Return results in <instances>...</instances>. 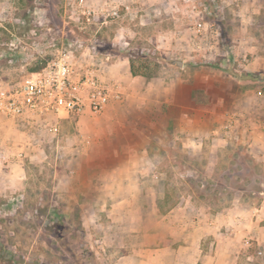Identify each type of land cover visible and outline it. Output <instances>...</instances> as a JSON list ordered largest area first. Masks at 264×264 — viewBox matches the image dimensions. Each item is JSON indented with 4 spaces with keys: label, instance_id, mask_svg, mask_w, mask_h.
I'll list each match as a JSON object with an SVG mask.
<instances>
[{
    "label": "rangeland",
    "instance_id": "obj_1",
    "mask_svg": "<svg viewBox=\"0 0 264 264\" xmlns=\"http://www.w3.org/2000/svg\"><path fill=\"white\" fill-rule=\"evenodd\" d=\"M75 1L0 0V81L20 80L46 64L52 57L46 47L40 50L46 38L55 39L58 45L79 40L94 50L102 66L119 58H128L137 67L144 65L151 75L148 79L173 84L175 99L187 91V83L190 103L178 99L175 105L163 104L154 121L165 123L166 117L173 130L181 125L177 114L182 106L193 111L210 105L221 116L217 137L224 145L216 152L206 150L192 156L182 152L175 139L163 138L159 143L154 138V165L142 169V175L153 181L145 188L152 186L157 193L142 201V215L99 210L96 216L82 220L83 201L71 198L66 180L75 171L83 174L79 178L85 181L79 189L92 202L102 193L100 181L121 174V169L101 167L98 152L85 161L76 150L85 143L101 144L99 135L108 127L106 110L63 121L56 136L44 132L34 138L0 117V152L24 148L16 167L0 164V259L2 264L35 259L43 264H115L120 250L125 253L121 264H144L138 250L146 252L157 243L163 250L160 264H164V247L173 240L164 217L189 200V195L197 205L222 208L235 192L245 196L264 193L262 153H252L247 140V132L254 131L253 144L264 147V0H84L97 13L90 23L73 15ZM122 3L130 7L128 12ZM112 7H118L119 17L101 12ZM197 23L205 24L199 32ZM172 61H181L184 70H176ZM227 119H233L228 133L223 128ZM112 127L115 131L121 128L117 122ZM238 161L246 163L245 167L234 163ZM217 176L225 178L217 180ZM139 223L143 225L140 233L119 230L128 225L133 229ZM155 226L157 238L153 237ZM120 235L122 247L117 240L113 242ZM256 251L252 247L251 252Z\"/></svg>",
    "mask_w": 264,
    "mask_h": 264
},
{
    "label": "crops",
    "instance_id": "obj_2",
    "mask_svg": "<svg viewBox=\"0 0 264 264\" xmlns=\"http://www.w3.org/2000/svg\"><path fill=\"white\" fill-rule=\"evenodd\" d=\"M136 9L142 11L141 7ZM173 62L171 64H174ZM175 67L176 70L179 69L176 65ZM181 68L179 70H184L183 63ZM102 70L104 79L119 85L122 98L112 102L104 112L108 127L99 135L102 136L101 144L85 143L79 145L76 150L77 153H83L81 158L83 156L82 160L85 161L90 154L98 152L102 159L101 167L121 169V174L113 179L100 181L103 186L98 190L102 193L97 194L92 202L89 200L91 197L79 189L85 181L80 179L83 174L75 171V175L66 180V190L73 192L71 198L83 201L80 205L82 220L90 215L96 216L100 211L110 213L117 209L122 210V215L130 212L142 215V201L154 198L157 193L152 186L145 188L146 184H152L153 181L142 175V169H149L154 165V158L151 156L155 152L154 138L158 139L159 143H162L163 138H169V141L175 139L179 149L192 156H198L206 150L216 152L224 145V140L217 137L220 132L216 124L221 123V116L218 117L210 105L195 107L193 111H190V107L184 109L182 106L181 113L177 114L181 125L173 130L169 129L166 117L165 123L154 121L155 115L161 113L163 104L175 105L178 99L190 103L187 83V91L184 93L182 90L181 97L175 99L171 94V82L160 78L132 76L128 58L105 63ZM208 103H211V100ZM115 109L116 112L113 111ZM85 116L87 115L79 119ZM163 118L161 120H164ZM116 122L121 126L117 131L112 127ZM254 134V131L247 132V140H250L248 146L252 148V153L261 152V157L254 156L264 160V147H255L253 138L251 139ZM262 135L264 136V132ZM16 152L1 151L0 157L6 156L9 160L6 164L0 159V164L6 168L16 167L20 161L13 158ZM113 152L117 153V158ZM77 191L81 193L76 194ZM263 194L258 192L245 196L242 191L235 192L222 208L207 204L197 205L194 203L195 198L189 195V200L171 208L164 217L172 229L173 238L170 245L166 244L164 247V264H264V258L255 257V253L251 252L252 247H255L264 253ZM128 226L119 230L124 233L128 230L140 233L143 228L141 223L135 224L133 229ZM153 230V237L157 238V226ZM116 240L118 246L122 247V235L113 237V242ZM158 247V244L154 243L145 250L146 252L141 253L139 249L137 256L145 258L140 263L160 264L163 250ZM116 253L115 264H121L125 253L120 250Z\"/></svg>",
    "mask_w": 264,
    "mask_h": 264
},
{
    "label": "built area",
    "instance_id": "obj_3",
    "mask_svg": "<svg viewBox=\"0 0 264 264\" xmlns=\"http://www.w3.org/2000/svg\"><path fill=\"white\" fill-rule=\"evenodd\" d=\"M122 6L124 12L129 11L128 5ZM72 7L73 15L84 23L92 22L97 14L84 0H76ZM103 11L108 17H119L118 7ZM204 26L197 23V32ZM10 46L17 48L14 43ZM44 47L52 51V57L41 69L17 81H0V117L10 120L23 133L33 138L44 132L56 136L63 121L101 114L112 102L122 98L119 85L104 79L102 65L92 48L79 40L58 45L53 38H46L39 48ZM232 122L229 119L223 127L227 133ZM23 153L24 148L19 149L13 155L14 160H21ZM0 159L6 164L9 160L6 156ZM255 256H263L262 251L257 250Z\"/></svg>",
    "mask_w": 264,
    "mask_h": 264
},
{
    "label": "trees",
    "instance_id": "obj_4",
    "mask_svg": "<svg viewBox=\"0 0 264 264\" xmlns=\"http://www.w3.org/2000/svg\"><path fill=\"white\" fill-rule=\"evenodd\" d=\"M75 32L79 33L78 29H75ZM41 67H42V65H39V66L33 68L31 70V72L39 70V69H41ZM146 70H147V67H145L144 65H142V66L140 65V66L137 67V66H135V64L132 61H130V72H131L132 76H142V77H145V78L151 77V75L148 74ZM246 75L250 76L249 73H247ZM234 163L237 166H242V167H245V164H246L243 161H238L237 163L236 162H234ZM252 169H254L253 175L255 177H257V175L255 174V168H252ZM237 174H238L239 177H241V174L239 172ZM224 178L225 177H223V176H217L216 177L217 180H221V179H224ZM258 192H263V191L260 190ZM78 261H80V260H78ZM9 262L10 261H8L7 264H10ZM0 263L1 264L4 263V260L0 259ZM19 264H43V263H41L39 260L35 259V260H27V261H23L22 260L21 263H19ZM77 264H81V263H77Z\"/></svg>",
    "mask_w": 264,
    "mask_h": 264
},
{
    "label": "water",
    "instance_id": "obj_5",
    "mask_svg": "<svg viewBox=\"0 0 264 264\" xmlns=\"http://www.w3.org/2000/svg\"><path fill=\"white\" fill-rule=\"evenodd\" d=\"M173 63L179 68L182 67V62L181 61H174Z\"/></svg>",
    "mask_w": 264,
    "mask_h": 264
}]
</instances>
